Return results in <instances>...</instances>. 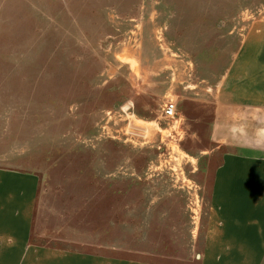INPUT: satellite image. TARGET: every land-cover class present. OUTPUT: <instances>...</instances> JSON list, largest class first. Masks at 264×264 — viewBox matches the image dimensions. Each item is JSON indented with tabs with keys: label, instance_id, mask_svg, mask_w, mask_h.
Listing matches in <instances>:
<instances>
[{
	"label": "rangeland",
	"instance_id": "rangeland-1",
	"mask_svg": "<svg viewBox=\"0 0 264 264\" xmlns=\"http://www.w3.org/2000/svg\"><path fill=\"white\" fill-rule=\"evenodd\" d=\"M261 25L264 0H0V167L40 181L35 218L0 213L16 242L0 264L196 253L207 192L179 104L215 102L223 59ZM218 115L260 129L259 112Z\"/></svg>",
	"mask_w": 264,
	"mask_h": 264
},
{
	"label": "crops",
	"instance_id": "crops-1",
	"mask_svg": "<svg viewBox=\"0 0 264 264\" xmlns=\"http://www.w3.org/2000/svg\"><path fill=\"white\" fill-rule=\"evenodd\" d=\"M223 62L212 87L215 102L184 99L179 104L186 128L189 127L196 144L194 152L198 154L192 160L203 162L190 173L197 179L198 189L207 192L202 203L206 213L198 217L192 232L196 253L185 258L184 263L176 262L178 257L174 253L164 254L161 258L167 264H264V25L241 39L237 49ZM241 110L261 113L257 120L259 130L254 128L255 132H248L242 138L231 118L225 117L222 124L220 120L215 123L219 112ZM39 188L40 181L33 174L0 167V213L9 207L16 209V203L22 202L24 209L19 207L16 213L23 212L29 217L33 212L35 218ZM14 222V217L0 215V225L6 230L0 235V247L6 244L8 253L16 245L9 235ZM6 235L4 243L2 239ZM51 252L61 257L70 255L72 262L165 264L159 260L112 258L88 251ZM54 263L63 264V258ZM41 264L49 263L45 260Z\"/></svg>",
	"mask_w": 264,
	"mask_h": 264
},
{
	"label": "built area",
	"instance_id": "built-area-1",
	"mask_svg": "<svg viewBox=\"0 0 264 264\" xmlns=\"http://www.w3.org/2000/svg\"><path fill=\"white\" fill-rule=\"evenodd\" d=\"M175 111H176V106L173 103H169L166 105V107L163 110L164 116L166 118H174L175 116Z\"/></svg>",
	"mask_w": 264,
	"mask_h": 264
}]
</instances>
